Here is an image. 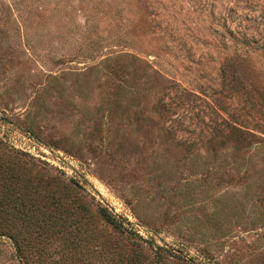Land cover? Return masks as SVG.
Returning a JSON list of instances; mask_svg holds the SVG:
<instances>
[{"label":"rangeland","instance_id":"1","mask_svg":"<svg viewBox=\"0 0 264 264\" xmlns=\"http://www.w3.org/2000/svg\"><path fill=\"white\" fill-rule=\"evenodd\" d=\"M8 152L0 264H264V0H0Z\"/></svg>","mask_w":264,"mask_h":264},{"label":"trees","instance_id":"2","mask_svg":"<svg viewBox=\"0 0 264 264\" xmlns=\"http://www.w3.org/2000/svg\"><path fill=\"white\" fill-rule=\"evenodd\" d=\"M7 155L6 153L0 154V221L8 215L19 217L22 216V214H26L31 220H39L40 212L42 216L54 220L53 217L55 216H52V214L54 211H57L56 209H59V207L55 208L54 206L51 210L45 205L44 208H41V205H39L41 203L39 197L41 189L39 184L28 176L26 170L19 164V160L15 158V154L8 152ZM66 188L65 186L63 190L69 193L70 189ZM59 199L60 198H58V204H60ZM97 215L103 221L114 224V219L105 209L101 208ZM62 219L63 217L59 211L57 220L61 221ZM44 232L48 234L50 230H45ZM19 234L20 231L18 230L8 232L0 226V236L5 235L11 239L16 253L20 258L22 249Z\"/></svg>","mask_w":264,"mask_h":264}]
</instances>
